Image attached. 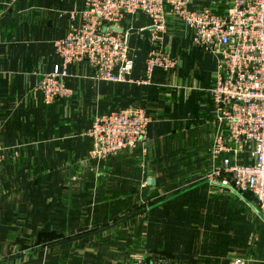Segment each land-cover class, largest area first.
<instances>
[{
    "label": "crops",
    "instance_id": "0c3cea01",
    "mask_svg": "<svg viewBox=\"0 0 264 264\" xmlns=\"http://www.w3.org/2000/svg\"><path fill=\"white\" fill-rule=\"evenodd\" d=\"M83 2L0 0V146L7 149L0 165V264H133L144 252L153 255L152 248L143 242L140 251L139 215L115 221L123 212L154 199L147 210L153 214L161 204L219 188L196 181L210 172L216 125L204 90L214 64L202 51L189 50L188 36L175 33L174 27L165 41L180 66L156 70L148 85L94 81L88 66L78 64L69 67L65 81L69 98L45 105L34 92L41 75L60 64L53 43L68 26L61 14L80 9ZM148 25L142 14L122 23L124 30L131 29L136 60L144 54L141 66L134 64V81L143 77L149 32L140 30ZM119 86L130 89L122 94ZM123 95L152 118L146 152L138 148L91 163L90 141L82 134L94 116L126 108L115 106ZM171 234L181 243L171 246L166 238L169 264H232L236 258L234 246H184L182 231ZM261 255L239 254L250 264H264Z\"/></svg>",
    "mask_w": 264,
    "mask_h": 264
},
{
    "label": "built area",
    "instance_id": "2783aa9c",
    "mask_svg": "<svg viewBox=\"0 0 264 264\" xmlns=\"http://www.w3.org/2000/svg\"><path fill=\"white\" fill-rule=\"evenodd\" d=\"M198 1L84 0L80 9L65 12L69 21L65 35L54 42L60 66L40 78L33 90L45 105L69 98L72 92L65 81L69 67L78 64H86L98 82L148 85L156 70L170 72L180 66L165 41L172 24L188 36L189 50L202 51L214 64L211 84L204 90L216 125L208 154L210 172L196 181L250 195L252 209L264 223V0H216L208 6ZM138 14L149 21L140 30L149 32V49L143 77L134 81L131 29L124 30L122 23ZM151 123V116L140 106L94 116L82 134L90 141L87 159L99 163L138 148L146 152ZM6 151L0 146V165L7 160ZM151 202L154 199L143 205ZM231 263L250 264L251 260L238 257ZM133 264L169 261L146 255Z\"/></svg>",
    "mask_w": 264,
    "mask_h": 264
},
{
    "label": "rangeland",
    "instance_id": "374dc122",
    "mask_svg": "<svg viewBox=\"0 0 264 264\" xmlns=\"http://www.w3.org/2000/svg\"><path fill=\"white\" fill-rule=\"evenodd\" d=\"M67 13L64 17L68 20ZM143 57L144 54L141 52L137 57V66H141ZM48 74L41 75V78ZM119 87L122 94H126L127 89H130V86L126 90L123 86ZM120 100L121 102L117 101L116 107L134 106L133 103H129L126 95H123ZM190 195L189 197L176 199L172 205L161 204L153 214H149L147 211L148 207L150 208L153 205L144 204L138 209L133 207V210L123 212V215L115 221L134 214L139 215L140 219L137 226H139L140 231V251H144L145 246L146 248L150 247L152 249L149 248V254H154L155 249H157L158 255L167 257L164 254L166 238L169 237L172 241L171 246L179 244L181 243L179 236L172 235L171 231H177L178 233L182 231L184 246L198 243L208 248L210 245L207 244L212 242L213 246L214 244H220L221 250L224 248V244L225 246H234L236 248V258L240 257V251H246V254H249L252 258L260 253L264 257V223L256 217V209H252L250 198H245L243 195L232 193L221 187L214 189V193L208 191V189H200V191ZM168 211L170 215H167ZM168 216H170V219H168ZM228 239H230L229 244H227ZM143 242H145V246ZM144 253L141 257L147 255L146 252Z\"/></svg>",
    "mask_w": 264,
    "mask_h": 264
},
{
    "label": "trees",
    "instance_id": "16d2710c",
    "mask_svg": "<svg viewBox=\"0 0 264 264\" xmlns=\"http://www.w3.org/2000/svg\"><path fill=\"white\" fill-rule=\"evenodd\" d=\"M170 26H171V28H173V27H172V24H171ZM177 32L180 33V34L182 33L181 31H179V30L176 29L175 33H177ZM181 35H182V34H181ZM136 56H137V55H136ZM136 61H137V60H136V58H135V60H134V64H135ZM117 109H121V108H117ZM117 109H115V110H117ZM112 111H113V110H112ZM109 112H110V111H109ZM107 113H108V112H107ZM186 190H188V188H187ZM184 192H186V191H185V190H184V191H179L178 193H175L174 195H178V196H179V195H181V194H184ZM243 197H245V198H246V197L250 198V202H252V197H251L250 195L245 194V195H243ZM154 204H156V202H155V203H154V202H151V203L149 204V206H150V205H154ZM152 209H153V208H152ZM152 209H151V211H152ZM153 251H154V249H153ZM154 252H155V253H154ZM154 252H153V253H154L153 256L158 255V254H157V252H158L157 249H155ZM160 256H163V255H160ZM164 257H165V256H164ZM165 258H166V257H165Z\"/></svg>",
    "mask_w": 264,
    "mask_h": 264
},
{
    "label": "water",
    "instance_id": "95a60500",
    "mask_svg": "<svg viewBox=\"0 0 264 264\" xmlns=\"http://www.w3.org/2000/svg\"><path fill=\"white\" fill-rule=\"evenodd\" d=\"M113 30H115V31H118V32H121L122 30L120 29V28H113ZM152 181H148V183H149V185H151L152 183H151Z\"/></svg>",
    "mask_w": 264,
    "mask_h": 264
}]
</instances>
